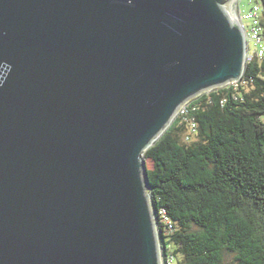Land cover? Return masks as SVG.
Returning <instances> with one entry per match:
<instances>
[{"label":"water","instance_id":"obj_1","mask_svg":"<svg viewBox=\"0 0 264 264\" xmlns=\"http://www.w3.org/2000/svg\"><path fill=\"white\" fill-rule=\"evenodd\" d=\"M223 2L0 0V264H161L144 153L242 79Z\"/></svg>","mask_w":264,"mask_h":264},{"label":"trees","instance_id":"obj_2","mask_svg":"<svg viewBox=\"0 0 264 264\" xmlns=\"http://www.w3.org/2000/svg\"><path fill=\"white\" fill-rule=\"evenodd\" d=\"M189 119L196 133L177 117L144 153L164 264H264V57L192 100Z\"/></svg>","mask_w":264,"mask_h":264},{"label":"built area","instance_id":"obj_3","mask_svg":"<svg viewBox=\"0 0 264 264\" xmlns=\"http://www.w3.org/2000/svg\"><path fill=\"white\" fill-rule=\"evenodd\" d=\"M235 14L237 19L243 29L245 41H246V63L251 61L253 58L262 59L264 57V27H263V17H264V2L261 0H256L252 2L251 7L245 12L241 13V0H236ZM249 22V26L246 24ZM253 46V47H251ZM241 80V79H240ZM233 81L230 86H238V82ZM190 101L184 103L178 109L177 117H182L190 124L191 133H196L197 124L192 119H189V107ZM175 118V119H176ZM189 139V135L186 137ZM163 221L172 228L171 220L166 216L162 215ZM174 259L171 257L168 264H173Z\"/></svg>","mask_w":264,"mask_h":264},{"label":"rangeland","instance_id":"obj_4","mask_svg":"<svg viewBox=\"0 0 264 264\" xmlns=\"http://www.w3.org/2000/svg\"><path fill=\"white\" fill-rule=\"evenodd\" d=\"M254 1L255 0H241V13H245L251 7L252 2H254ZM246 24L249 26V22L248 21H246ZM251 47H253V46H251ZM228 86H230V83L224 85V87H228ZM219 88H222V87H215L213 90L219 89ZM209 92L210 91H207L206 90V92H203L201 94L195 95V96L191 97L190 100H188V102L189 101L191 102L192 100L200 97L201 95H203L205 93H209ZM148 165L151 166V161L150 160H148ZM146 166H147V162H146ZM146 192H147L146 194L149 195L150 194V189H147ZM150 197H151V195H150ZM152 211H153L152 214H153L154 221H155L154 228H155V231H156V234H157V243H158V242H160V236H159V231H158V220L156 218L155 211H154V208L153 207H152ZM160 258H161V264H164L163 256H162V250L160 252ZM176 261H177V259L175 258L173 264H177ZM226 263L227 264H236L235 255L234 254L227 253L226 254Z\"/></svg>","mask_w":264,"mask_h":264},{"label":"bare ground","instance_id":"obj_5","mask_svg":"<svg viewBox=\"0 0 264 264\" xmlns=\"http://www.w3.org/2000/svg\"><path fill=\"white\" fill-rule=\"evenodd\" d=\"M235 3H236V0H224L222 6L227 12V14L231 16L232 19L238 20L237 15L235 14V5H234Z\"/></svg>","mask_w":264,"mask_h":264}]
</instances>
